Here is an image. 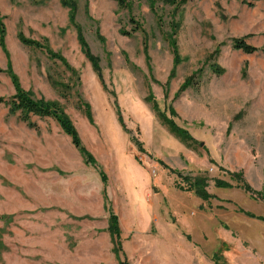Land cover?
<instances>
[{"label":"rangeland","instance_id":"374dc122","mask_svg":"<svg viewBox=\"0 0 264 264\" xmlns=\"http://www.w3.org/2000/svg\"><path fill=\"white\" fill-rule=\"evenodd\" d=\"M127 1L75 0V22L144 152L120 127L114 98L81 52L59 0H0L7 52L0 48V96L13 93L9 63L24 90L62 106L107 176L103 184L54 119L31 116L29 127L0 104V264H120L107 206L118 216L126 264H264V221L238 210L264 216V51L232 47L234 37H245L264 48V0ZM173 16L182 61L165 87ZM18 30L47 40L75 73L43 49L22 45ZM218 44L222 74L205 62ZM198 68V82L174 99ZM149 91L161 107L173 105L196 143L168 130L144 99ZM80 100L90 104L94 123ZM169 168L205 176L216 198L177 188ZM226 170L242 171L263 199L216 187L214 178L229 180Z\"/></svg>","mask_w":264,"mask_h":264},{"label":"trees","instance_id":"16d2710c","mask_svg":"<svg viewBox=\"0 0 264 264\" xmlns=\"http://www.w3.org/2000/svg\"><path fill=\"white\" fill-rule=\"evenodd\" d=\"M118 3L120 7H126L128 5L127 0H114ZM170 3H174L175 0H164ZM188 0H179L177 6L187 2ZM59 3L62 7L67 9V23L72 26L75 30V37L77 43L80 47L81 52L84 53L85 57L90 62L92 69L94 70L102 88L107 91L114 99H113V107L115 110L116 118L122 130L126 133L130 134V140L137 146V149L141 152H144V148L142 143L133 135L131 131L126 127L120 107L115 99V93L107 88V85L103 79L101 67L99 64V58L91 52V49L85 39L83 30H81L80 26L75 22V11H76V2L75 0H59ZM173 19L170 23V31L167 33V40L168 45L170 46V50L172 53V69L169 74L168 80L164 83L163 86L167 87L169 84V80L175 73L176 66H178L181 61L182 57L179 52V47L177 43V31L179 27L178 21ZM140 26L134 27L133 30L138 29ZM97 36L99 39H102V36L97 31ZM123 34H129V32L125 30H121ZM5 28L2 22V16L0 15V48L2 51L7 54L5 50ZM16 37L18 41L24 46H31L43 49L46 55L51 58L58 60L68 71L72 74L75 73V70L72 66H70L66 59L57 51H53L48 43L47 40H35L31 38H27L23 35L21 31L16 32ZM220 44H218L214 50L207 56L205 62L208 64L209 69L216 73L222 74L224 69L215 62V57L220 52ZM232 47L237 50H241L244 53L252 54L257 51H264V48L255 46L250 44L246 41L245 37H234L232 39ZM147 56V60H148ZM5 73L10 79L13 93L8 97H1L0 96V104H3L7 107V110L11 114H16L17 118L24 122L27 126L33 127L34 123L31 121V116H37L38 118L50 117L56 121L60 129L64 134H66L69 139L70 143L74 148H76L81 155H83L85 162L87 164L93 165L95 168L98 169V174L101 182L105 184L107 182V176L103 169L98 165L97 160L95 157L90 153L86 147L81 143L77 131L72 124L68 115L64 112L62 106L54 100H47L43 98H34L32 94L28 90H24L17 79V76L13 73L9 63L6 65ZM202 73V68H198L197 70L193 71L190 75L185 77L182 84L179 86V89L174 95V99L180 95L186 88L189 86L194 85L198 82L199 77ZM165 99L167 98V88L164 91ZM145 101L148 102L155 112L156 116L159 120L168 128V130L175 135L178 139L184 142L187 145L191 143H196V140L193 138L189 130L181 125H179L175 117H177V113L171 103L165 102V106L161 107L160 103L154 96V94L149 91L145 96ZM83 107V113L85 114L87 120L90 123H94L93 115L91 112V106L88 102L84 100H80L79 107ZM211 161V160H210ZM160 164H163L164 167H167L161 160H159ZM169 170L175 174V176L180 179V182L176 183L177 188L191 190L194 194L203 201H209L212 198H216L213 194H211L207 190V179L205 176L197 175V176H190L185 175L181 171L176 169ZM227 174L229 175V180L221 179V178H214V184L216 187H223V188H238L242 190L244 193L248 194V196L252 199L260 198L263 199L262 192L255 190L244 178L242 171H232L226 170ZM104 197L106 195L104 194ZM106 200V199H105ZM107 201V200H106ZM230 202V201H226ZM108 207V231L111 236L113 251L115 252L116 256L120 260V264H126L125 259H120V255L124 257V253L122 252V243H121V230L119 227L118 216L113 210ZM238 210L248 217L256 218L258 220L264 221L263 215H255L249 211H244L241 208ZM213 259L216 261L218 259V255H214ZM218 263V262H217ZM220 264V263H218Z\"/></svg>","mask_w":264,"mask_h":264}]
</instances>
